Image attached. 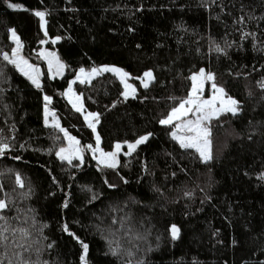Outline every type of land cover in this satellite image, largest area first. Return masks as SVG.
<instances>
[{
    "label": "trees",
    "instance_id": "16d2710c",
    "mask_svg": "<svg viewBox=\"0 0 264 264\" xmlns=\"http://www.w3.org/2000/svg\"><path fill=\"white\" fill-rule=\"evenodd\" d=\"M35 10L46 13V36L59 38L53 49L66 66L61 78L43 70L40 88L3 58L14 29L36 62L44 34ZM102 65L128 73L135 93L125 98L108 72L74 84L85 110L99 114L100 148L149 139L116 168H100L87 153L81 164L59 160V133L43 124L44 97L61 127L92 145L62 93L77 70ZM201 69L239 102L237 114L210 121L207 163L160 123ZM146 71L154 77L147 88L138 80ZM0 140L9 145L0 157L3 215L31 232L25 259L81 264L83 241L88 264H264V0H0ZM18 251L0 248V259L18 264Z\"/></svg>",
    "mask_w": 264,
    "mask_h": 264
},
{
    "label": "snow or ice",
    "instance_id": "6c2138e0",
    "mask_svg": "<svg viewBox=\"0 0 264 264\" xmlns=\"http://www.w3.org/2000/svg\"><path fill=\"white\" fill-rule=\"evenodd\" d=\"M10 7L17 8V5L10 4ZM35 16L39 17V19L42 22H45V15L46 13L43 11H36L34 13ZM45 35H47V32H45ZM12 37L15 43L17 44V49L12 53V57L10 58L8 53L3 54L4 60L9 61V63L13 64L19 71L25 75L31 82L37 87L40 88L41 85L39 83V69L34 68L32 65L28 64L27 60H24L22 57L19 56V48H20V40L19 37L16 35V32L12 31ZM59 39V38H57ZM55 42V41H53ZM217 52L222 51L217 46L216 49ZM44 55V54H42ZM47 56L53 57L56 61L57 70L58 72H62L65 65L62 64L59 61V57H56L54 53H47ZM52 67V60H49V68ZM101 72H113L119 75L122 79V82L125 84V88H131V85H128L125 78L128 77V73L123 72L121 69L118 68H93L91 70V73H86L83 68L80 69V75L77 77V79L84 83L85 81L90 82L91 77L96 76L100 74ZM144 77L147 78V80L154 79L153 73L151 71L145 72ZM190 79L192 80V88H191V95L188 99H185L179 103L178 107H175L171 110V113L167 116V118L160 121L163 125L173 126L175 127V131L172 132V137L179 141L180 146L185 149H195L197 153H199V156L201 160L205 163L210 161L212 159V153H211V128H210V121L215 117L219 118L221 114L225 113H231L233 115L237 114L239 111V102L231 97H227L225 99V92L222 87H218L214 82V76L212 74H207L204 72V70H200L197 74H193ZM206 81H213L212 88L214 89V93H219V96L213 95V97L209 100H204L200 96V93L203 91L204 84ZM75 83V81H73ZM142 83L145 88L149 86L147 82H144L142 80ZM132 91L135 92V89L132 88ZM72 89H68L67 94H71ZM125 97L127 98L128 92L126 91L124 93ZM45 101L48 103H51V98L48 96L44 97ZM80 97L77 96L76 100H79ZM219 104V106H217ZM73 107L76 108L77 111H83V106H77V104L73 103ZM48 115H51L53 117V120L55 121V113H49L48 109H45V123H48ZM194 116V119H186L189 116ZM88 117H91V121L89 122V127L93 128V131H95V123L92 121L98 122L99 121V114H93L89 113ZM86 117V119H88ZM175 121H179V123H175ZM54 128H59L61 132H64L65 136H68V133L63 129L60 128L59 122L55 121L52 125ZM179 133H184L183 135H180ZM68 139L70 142L74 143L75 145H79V141L75 140V138L68 136ZM149 139L148 135H145L141 138H139L135 143L128 144L127 147L129 149L128 154H131L132 151H134L140 144L145 143ZM97 141V149L94 151H100L101 160L100 163L105 164L106 167L115 168L116 167V155L121 149V145L117 144L116 152H109L105 153L101 149H99L98 145L100 142V137L97 135L96 137ZM89 148H91V145H88ZM9 150V145L4 143L2 147H0V156H3V154ZM69 151L68 149L61 148L57 155L60 157L61 160H68V163L72 162V156H66L65 153ZM82 149L79 147L75 148V153L78 155ZM261 179H264V176L261 177ZM16 182L17 184L23 188L24 183L22 178L17 175L16 176ZM9 207L8 201L6 200H0V221H3V223H0V248L7 249L9 246H12L16 249H19L20 251L14 253L17 257H19L18 264H39L38 261H32L30 258L25 259L24 258V252H30L32 251L31 245L27 244L26 241L31 239V232L24 228H13L9 224V218L3 213L5 210H7ZM117 221L113 220V224H116ZM33 227L35 228V222L33 223ZM41 226L38 231L42 232ZM121 228H123V224L120 225ZM65 230L67 231V226H65ZM130 230V229H129ZM17 233H20L19 239L16 238ZM113 236H115V232L112 233ZM171 235L173 239H177L179 237V228L175 225L171 226ZM140 237H137L139 239ZM77 239H79L77 237ZM113 240H109V247L112 251L113 255L118 254V249H112L111 245L113 244ZM81 247L83 249V255L81 259L84 261V264H88V261L86 259L88 254V244L84 243L83 241H80ZM38 251V250H37ZM5 256H7V252L4 253ZM0 264H5L4 260L0 259ZM8 264H12V261L9 260Z\"/></svg>",
    "mask_w": 264,
    "mask_h": 264
},
{
    "label": "rangeland",
    "instance_id": "374dc122",
    "mask_svg": "<svg viewBox=\"0 0 264 264\" xmlns=\"http://www.w3.org/2000/svg\"><path fill=\"white\" fill-rule=\"evenodd\" d=\"M36 11H38V10H35L34 11V13L36 12ZM39 18V17H38ZM40 20V19H39ZM40 29H41V31H42V33L44 34V39L41 41V43H40V49L35 53V55H36V62H32L31 60H29V59H27L26 57H24V55H23V51H22V43H21V41H20V48H19V56L20 57H22L24 60H27V62H28V64H30V65H32L34 68H37V69H39V83H40V85H41V78H42V76H43V70H45V72H46V74L48 75V77L50 78V79H55V78H61L64 74H65V72H66V66L64 67V69L62 70V72H58V70H57V65H56V61H55V59L53 58V57H50V56H47V53H54L55 54V56L56 57H59L58 56V54H57V52H56V50L55 49H53V46L59 41L57 38H52V39H50V38H48L46 35H45V32H46V30H45V22H42L41 20H40ZM14 29H11L10 30V33H9V40L12 42V48L10 49V51L9 52H6V53H8V55H9V57L10 58H13L12 57V53L14 52V51H16V49H17V44L15 43V41L13 40V37H12V31H13ZM15 31V30H14ZM16 35H17V33H16ZM18 36V35H17ZM20 40V39H19ZM53 41H55V42H53ZM42 54H44V55H42ZM52 60V67H51V69L49 68V60ZM59 61L62 63V64H64V62L59 58ZM9 62V61H8ZM13 65V64H12ZM65 65V64H64ZM14 66V65H13ZM105 67H109V68H118V69H120L119 67H116V66H113V65H102V66H98V67H95V68H105ZM14 68L16 69V71L21 75V76H23L25 79H27L34 87H36L32 82H31V80H29L25 75H23L20 71H19V69H17L15 66H14ZM81 69V68H80ZM80 69L79 70H77L76 71V74H75V76H74V78L72 79V80H70V82H69V84H68V86H67V88L64 90V92L62 93V95H63V97L66 99V101L69 103V105L72 107V109L74 110V111H76V112H78L80 115H81V117H82V119L84 120V123L86 124V126H88L89 127V122L91 121V117H88V114L90 113V112H88V111H86L85 110V108H84V106H83V104H82V98H81V96L79 95V94H77L76 92H75V90H74V84L75 83H81L78 79H77V77L80 75ZM84 69V68H83ZM93 68H89V69H84L85 70V72L86 73H91V70H92ZM122 70V69H121ZM201 70H203V69H201ZM123 72H125L124 70H122ZM200 71V70H199ZM198 71V72H199ZM146 72H148V71H146ZM152 72V71H151ZM198 72H196V73H193V74H197ZM205 72V71H204ZM103 73H105V72H101L100 74H103ZM108 73H111V74H114L119 80H120V82H121V84H122V86H123V96L125 97V95H124V93L127 91L128 92V96H127V98H131V97H133V95H134V93L135 92H133L132 91V88H134V85H133V83H132V80L130 79V76L128 75V77H126L125 78V80H126V82H127V84L128 85H131V88H128V89H126L125 88V84H124V82H122V79H121V77L119 76V75H117L116 73H113V72H108ZM206 73V72H205ZM100 74H98V75H100ZM192 74V75H193ZM98 75H96V76H98ZM191 75V76H192ZM206 75H207V73H206ZM96 76H93V77H91V80L94 78V77H96ZM90 80V81H91ZM138 80H139V82H140V84H141V86L142 87H144V85H143V83H142V80H144V82H147L148 84L153 80H147V78H145L144 77V74L140 77V78H138ZM73 81H75V83H73ZM191 82H192V80H191ZM84 83H89L88 81H85ZM193 83V82H192ZM69 88H71L72 89V93L71 94H67L66 95V93H68V89ZM135 89V88H134ZM217 95V96H219V93H214V89L212 88V81H206L205 82V84H204V88H203V91L200 93V96L202 97V99H204V100H209V99H211L212 97H213V95ZM191 95V91H190V94H189V96ZM77 96H79L80 97V99L79 100H76V97ZM189 96H188V98H189ZM126 98V97H125ZM187 98V99H188ZM225 99H227V96L225 95V97H224ZM73 103H75V104H77V106H80V105H82L83 106V111H77L76 110V108H74L73 107ZM217 106H219V104H217ZM48 109V112L49 113H55L54 112V110L53 109H51L50 108V106H49V103L47 102V104L44 106V109H43V124H44V126H46V127H48V128H51V129H54L57 133H59V136H60V144L57 146V148H56V153H55V155H56V157L59 159V160H61L60 159V157L57 155V153L59 152V150L61 149V148H64V149H68L69 151H67L66 153H65V155L66 156H72V162L73 161H77L78 163H82L83 162V157H84V155H85V153H87L92 159H93V161H95V163L100 167V168H102V169H106V168H110V167H106L105 166V164H102V163H100V160H101V156H100V151H94L95 149H97V141H96V137H97V135H98V133H97V123L98 122H95V121H92L93 123H95V131H93V128H91V127H89L90 129H91V131H92V133H93V139H94V143L91 145V148H89L88 147V145H86V146H81L80 145V143H79V145H75L74 143H72V142H70L69 141V139H68V136H71V137H73V138H75L72 134H70L66 129H64L67 133H68V136H65V134H64V132H61L60 130H59V128H54V127H52L51 125L55 122V121H58L59 122V120H58V117L56 116V114H55V121L53 120V117L51 116V115H48V117H47V119H48V123L46 124L45 123V109ZM171 113V112H170ZM94 114V113H93ZM226 114V113H225ZM229 114H231V113H229ZM222 115V114H221ZM220 115V116H221ZM86 117H88V119H86ZM186 119H194V116H189V117H187ZM213 119H215V117L213 118ZM212 119V120H213ZM175 123H179V121H175L174 122V124ZM59 125H60V123H59ZM60 128H62L61 127V125H60ZM173 131H175V127H174V125H173V128H172V131H171V133H170V137L173 139V140H175L176 142H177V144L180 146V143H179V141H177L176 139H174L173 137H172V132ZM180 135H183L184 133H179ZM145 135H148V136H150L149 134H144V135H142V136H140L139 138H141V137H143V136H145ZM138 138V139H139ZM138 139H136L135 141H133V142H117V143H115L114 144V146H113V148H112V150L111 151H109V152H116V145L117 144H120L121 145V149H120V151L117 153V155H116V167H117V165H118V163H119V159H120V156L121 155H124V156H128L129 154H128V152H129V149H128V147H127V145L128 144H131V143H135ZM75 140H78L77 138H75ZM0 142H1V140H0ZM141 145V144H140ZM3 146V144H1L0 143V147H2ZM76 147H79L80 149H82V151L78 154V155H76V154H74L75 153V148ZM98 147H99V149H101L100 148V142H99V145H98ZM181 147V146H180ZM182 148V147H181ZM185 149V148H184ZM102 150V149H101ZM193 150H195V149H193ZM103 151V150H102ZM104 152V151H103ZM109 152H105V153H109ZM133 152V151H132ZM131 152V153H132ZM198 155H199V153H198ZM1 157V156H0ZM200 157V156H199ZM62 161H65V162H67L68 163V160L67 159H65V160H62ZM115 167V168H116ZM170 232H171V230H170ZM81 264H84V261L81 259Z\"/></svg>",
    "mask_w": 264,
    "mask_h": 264
}]
</instances>
